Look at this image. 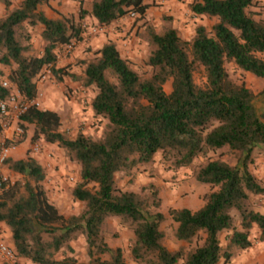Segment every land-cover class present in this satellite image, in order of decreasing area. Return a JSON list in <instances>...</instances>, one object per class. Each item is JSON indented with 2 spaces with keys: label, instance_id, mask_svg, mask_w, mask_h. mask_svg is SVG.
<instances>
[{
  "label": "trees",
  "instance_id": "obj_1",
  "mask_svg": "<svg viewBox=\"0 0 264 264\" xmlns=\"http://www.w3.org/2000/svg\"><path fill=\"white\" fill-rule=\"evenodd\" d=\"M49 1L19 0L12 5L11 0H0V76L9 84L2 87L0 82V100L13 88L33 98L35 79L44 67L59 77L55 50L80 39L71 17L44 14L40 6ZM255 2L191 0L188 11L193 16L215 21L209 30L195 24L188 40L171 25L158 30L146 26L147 76L119 55L112 40L102 43L84 62L82 73L71 76L94 90L89 107L93 117L104 120L95 138L80 131L66 138L58 130L60 121L54 110L33 104L24 110L17 123L23 130L32 127L30 139L55 143L78 165V180L70 192L83 208L78 214L62 216L46 197L43 166L30 155L8 156L4 167L22 175L23 181L4 182L0 189V234L16 257L0 264H20L19 259L32 264H127L121 247H111L104 240L102 224L107 216L118 217L131 229L129 256L136 264L224 263L231 247L250 245L253 225L258 239L264 240V214L248 206L251 195H264V187L247 167L254 149L264 152V110L256 112V94L230 79L224 67L231 62L264 79V19L251 10ZM148 6L145 0H91L89 14L96 24L108 25L129 12L142 15ZM84 13L80 8L78 16ZM36 25L41 26L40 54L32 53L30 43L29 28ZM198 67L204 77L201 85L193 80ZM167 80L170 90L165 92ZM263 92L264 88L258 94ZM221 147L234 155L235 163L206 158L194 171L193 178L208 184L210 190L194 210H167L175 224L174 239L189 245L168 249L163 244L160 224L164 215L157 209L154 186L147 185L146 196L120 190L115 174L153 161L156 153L166 170H176ZM223 231L228 232L225 245L219 239ZM77 234L84 238L86 263L67 253L69 241ZM57 253L60 257H55Z\"/></svg>",
  "mask_w": 264,
  "mask_h": 264
},
{
  "label": "rangeland",
  "instance_id": "obj_2",
  "mask_svg": "<svg viewBox=\"0 0 264 264\" xmlns=\"http://www.w3.org/2000/svg\"><path fill=\"white\" fill-rule=\"evenodd\" d=\"M18 1L11 0L12 5H15ZM148 1H150L148 2L149 6H157L153 0ZM40 9H43L42 11L47 17H57L59 14L71 17L79 27L80 39L75 40L74 48L64 55H58L61 52L60 47L55 50V66L61 69L59 77L53 74L48 66L44 67L36 77L35 100L38 103L36 107H54L58 110L57 114L61 119L58 130L66 138H73L78 131L95 138L100 134L104 120L93 117L90 110L89 104L94 90L90 86H82L78 79L71 76H79L82 73L84 62L94 56V51L100 46L94 48L89 43L92 37L105 33L104 29L88 33V29L95 27L97 24L84 15L79 17L76 11L77 5L74 2H69V5H65L64 0H50L48 4L41 5ZM251 10L255 11V17L264 19V0H256ZM2 14L3 5L0 3V16ZM184 16L190 21L188 29L178 27L180 19L173 13L156 16L157 20L155 22L144 19V14L138 15L135 13L134 16L130 17L127 13L121 18H128L129 27L134 29L132 38L134 42L136 41L137 51L132 56L128 55L126 53L127 49L123 44L117 46V42L112 41L115 43L119 55L126 59L128 64L139 74L147 76L150 69L144 63L147 55L144 32L146 26H151L158 30L163 25H171L177 29L180 37L188 40L193 33L195 24L200 23L209 30L215 21L214 18L205 16L196 18L188 10ZM40 29V25L29 28L30 43L34 54H40L43 47V41L39 36ZM78 44H81L80 48H77ZM75 50L78 52L76 55H74ZM224 67L230 79L237 83H244L246 87L256 94L253 99L254 108L257 113L263 111L264 92L258 93L264 88V79L237 69L231 62H225ZM3 79L4 76H0V82ZM193 80L198 85L204 82L200 67L193 71ZM163 89L165 92L170 90L169 80L165 81ZM42 91L47 92V99L50 100L49 106H45V103L42 102ZM31 133L32 127L28 125L26 130H23L20 142L13 150L9 151V156L14 159L24 158L25 155L33 157L44 168V177L41 183L48 201L64 217L80 213L83 203L74 199L70 192L74 182L78 180V165L68 160L64 151L55 143H46L41 138L30 139ZM34 142H38L40 145V151L37 153L31 150V145ZM206 158H217L228 164L235 163L234 155L226 147H221L208 151L206 157H195L190 165L176 170H166L165 165L160 160L159 153H156L153 161L138 164L128 173L117 172L115 174V185L120 190L134 191L146 196L149 194L147 185L150 183L154 186L156 197L159 199L157 209L164 215V220L160 224V228L163 231V244L170 250L179 246L187 248L189 245L185 242L178 244L174 239L172 231L175 224L169 218L167 210L180 207L194 210L202 204V196L210 190V186L197 182L193 178V173ZM251 159L247 165L248 170L259 184L264 187V152L254 149L251 153ZM5 171L10 179L9 184L13 181H19L20 183L23 181L22 175L6 168ZM248 206L254 211L264 214V195H251L248 199ZM233 214L234 224L237 225L236 213L233 212ZM102 231L104 240L109 246L121 247L127 264H136L131 261L129 256V243L132 238V232L128 226L121 223L116 216H107L102 224ZM227 233L226 231L220 233L221 245L226 244L225 235ZM258 234V229L253 225L248 236L250 245L244 249L231 247L228 261L224 263L220 261V264H264V240H259ZM69 245L71 250L67 251L68 254L72 255L78 262L86 263L88 261L84 238L81 234L75 235L69 241ZM55 257H60V254L57 253ZM2 262L4 261L0 260V263ZM19 262L20 264H32L26 259H19Z\"/></svg>",
  "mask_w": 264,
  "mask_h": 264
},
{
  "label": "built area",
  "instance_id": "obj_3",
  "mask_svg": "<svg viewBox=\"0 0 264 264\" xmlns=\"http://www.w3.org/2000/svg\"><path fill=\"white\" fill-rule=\"evenodd\" d=\"M130 17L134 16L133 12H129ZM104 25H96L88 29V33H94L100 31ZM74 40L61 45V52L58 55H64L70 52L74 48ZM9 84L6 80L1 82L2 87H7ZM37 106L35 96L31 99L25 98L15 88H13L5 97L0 100V117H1V130H0V189L4 182H10V179L5 171L4 162L9 156V151L13 150L18 141L23 135V129L18 125L17 120L19 116L29 105ZM31 150L34 153L40 151V145L38 142H34L31 145ZM1 230V227H0ZM15 255L12 248L3 240L0 234V260L5 262H13Z\"/></svg>",
  "mask_w": 264,
  "mask_h": 264
},
{
  "label": "crops",
  "instance_id": "obj_4",
  "mask_svg": "<svg viewBox=\"0 0 264 264\" xmlns=\"http://www.w3.org/2000/svg\"><path fill=\"white\" fill-rule=\"evenodd\" d=\"M90 1L91 0H82V2L79 4L77 1L73 0H64L65 5H69V2H74L77 5L76 11L78 12L79 9H83L85 13L83 14L85 17L89 18L92 22L95 23L93 18L89 14L90 9ZM157 6L151 7L148 6L144 11V19L146 20H152V22H155L156 16H160L162 14H175L177 18H179L178 27L185 29L189 28L190 21L187 20V18L184 16V14L188 10V4L191 2V0H153ZM146 3L150 2L148 0H145ZM43 10V9H42ZM128 18H119L113 22H111L109 25L104 26V32L102 34H99L96 37H92L89 44H91L92 47L96 48L102 45V43L106 42L108 39L113 40L117 42V46L124 45L127 49L126 53L129 55H133L137 51V45L136 41L134 42V39L132 38V33L134 31L133 28H130L128 25ZM81 44L77 45V48H80ZM76 48V49H77ZM78 52L75 50L74 55H76ZM42 102L45 103V106L50 105V100L47 99V92L42 91ZM48 109L54 110L56 113H58V110L54 107H47ZM59 121H61L59 117ZM14 159V158H13ZM20 159V158H19ZM176 242L179 244L181 241L176 240Z\"/></svg>",
  "mask_w": 264,
  "mask_h": 264
}]
</instances>
